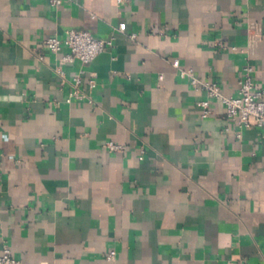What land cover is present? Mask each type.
I'll use <instances>...</instances> for the list:
<instances>
[{"label":"crops","instance_id":"0c3cea01","mask_svg":"<svg viewBox=\"0 0 264 264\" xmlns=\"http://www.w3.org/2000/svg\"><path fill=\"white\" fill-rule=\"evenodd\" d=\"M68 29L114 44L64 63L69 48L44 39ZM175 60L228 96L248 62L264 88V0H0V252L22 264H264L262 130L237 137L218 101L202 118L206 94ZM91 73L94 103H67L69 81Z\"/></svg>","mask_w":264,"mask_h":264},{"label":"built area","instance_id":"2783aa9c","mask_svg":"<svg viewBox=\"0 0 264 264\" xmlns=\"http://www.w3.org/2000/svg\"><path fill=\"white\" fill-rule=\"evenodd\" d=\"M65 1L67 0H49L54 7H60ZM116 1L118 5H122L126 0ZM120 30L125 32L123 28ZM248 33L250 39H260V25L258 23L250 24ZM136 36L135 33L130 35L132 39ZM113 44V37L109 39L96 38L89 31L76 29H68L64 37L55 35L44 39V46L50 52L60 53L64 47L69 48V53L61 58L64 63L73 62L77 59L82 64H89ZM217 45L225 48L224 43L221 41H218ZM173 65L179 70L182 77L188 78L194 89L206 94V98L199 102L202 118L211 116L212 101H218L225 107L227 118L234 123L237 137L240 138L246 128L257 127L262 130V138L264 139V88L258 87L254 80L255 69L253 65L248 62L243 65L242 75L238 81V93L235 96L224 94L221 86L216 81L197 77L193 74L192 69L180 68L178 60H175ZM57 72L62 77L63 82L67 81L65 72L61 68H58ZM69 84L70 91L66 98L67 103L71 104L74 101L94 103L92 92L98 86L95 73H91L87 81L76 75L69 81ZM227 131H230V129H227ZM105 147L111 152H124L127 149L126 145L115 141H107ZM143 152L144 150L141 149V153ZM116 256V251L111 250L107 253L106 259L113 261ZM0 264H22V262L14 256L11 248L6 245L0 252Z\"/></svg>","mask_w":264,"mask_h":264}]
</instances>
